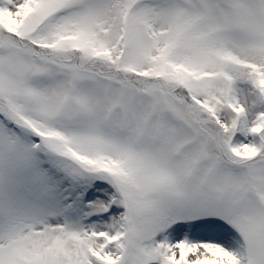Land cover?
<instances>
[{
	"label": "snow or ice",
	"instance_id": "snow-or-ice-1",
	"mask_svg": "<svg viewBox=\"0 0 264 264\" xmlns=\"http://www.w3.org/2000/svg\"><path fill=\"white\" fill-rule=\"evenodd\" d=\"M0 264H264V0H0Z\"/></svg>",
	"mask_w": 264,
	"mask_h": 264
}]
</instances>
